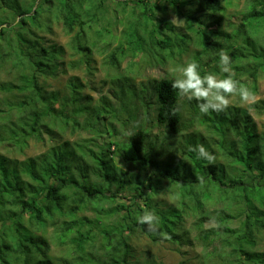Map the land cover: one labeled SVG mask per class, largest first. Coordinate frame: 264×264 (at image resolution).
<instances>
[{
	"label": "trees",
	"instance_id": "16d2710c",
	"mask_svg": "<svg viewBox=\"0 0 264 264\" xmlns=\"http://www.w3.org/2000/svg\"><path fill=\"white\" fill-rule=\"evenodd\" d=\"M107 2L0 0V264H152L134 260L131 235L141 229L153 241L185 244L187 216L194 217L204 246L202 264H264L258 248L264 232V123L260 129L249 109L237 105L202 114L197 101L186 99L182 108L171 86L175 78L138 87L128 75L141 56L163 64L186 53L193 41L201 46L194 55L201 75H227L219 66L224 50L233 78L256 94L264 72V47H257L264 0H250L234 33L223 29L224 0ZM170 12L184 20L185 30L167 19ZM45 14L71 36L78 65L90 64L95 50L105 55L107 83L118 104L103 95L92 107L78 76L68 81L67 94L48 87L47 80L66 66L67 50L42 42ZM13 21L11 35L4 24ZM4 72L12 78L2 79ZM129 100L144 109V118L121 117ZM249 106L264 112V100ZM151 107L154 122L179 139L167 145L160 130L147 126ZM131 120L132 132L122 137L116 124L127 127ZM99 125L105 129L94 128ZM69 133L88 136L71 140ZM32 140L47 149L22 160L12 155L23 154ZM198 144L215 156L214 164L190 151ZM163 187L175 203L160 207L155 200ZM145 211L159 217L156 230L138 223ZM52 226L58 243L69 249L58 262L48 236L37 233Z\"/></svg>",
	"mask_w": 264,
	"mask_h": 264
},
{
	"label": "rangeland",
	"instance_id": "374dc122",
	"mask_svg": "<svg viewBox=\"0 0 264 264\" xmlns=\"http://www.w3.org/2000/svg\"><path fill=\"white\" fill-rule=\"evenodd\" d=\"M110 5H114V0H108ZM226 5V12L224 13L223 18V29L227 30L229 33H234L237 28V25L240 22V16L242 11L247 10V7L250 4V0H224ZM163 16L160 12L157 13V18L160 19ZM165 18V17H164ZM167 19H170L175 27L177 25H181V27L185 30V22L184 20H180L177 14L174 12H170L167 16ZM44 23L48 26L41 31L39 34L43 38V43L46 45L50 44H58L62 45L66 48L67 53L65 56L66 66H64L63 71L60 70L59 74L55 78H50L47 80L48 87L50 89L60 90L62 95L67 94L69 89L67 88L68 81L74 76H78L79 79L83 82L84 88L82 89V94L89 95L91 97V106L95 107L101 104V96H109L112 100V103L118 104V100L113 96V93L110 94L111 89H114L112 84L107 83L106 67L104 65L105 55L100 50H95L92 56L93 60L90 61V64H81L78 65L79 55L74 54V52L70 49L69 43L71 36L66 34L62 24L53 19L51 14H45L43 16ZM158 22V21H157ZM17 24V21H13L9 24H4V27H8L11 35H14L13 26ZM44 24V25H45ZM16 27V26H15ZM17 29V28H16ZM15 29V30H16ZM122 30V26L119 27V30H116V33H120ZM257 47H264V27L258 36ZM116 46V43H113V47ZM201 50V46L192 42L189 43L188 50L186 53L178 55L177 58L171 60H166L163 64L154 61L152 62L149 56L144 55L138 59V63L135 64L134 67L128 70V75L130 76L131 82L137 84L140 87V84L143 82H147L150 80H160L162 78L170 77V78H180L181 72L179 71L182 67L186 66L187 63L194 61V55ZM204 58V57H203ZM73 61L76 66H72ZM205 61V60H204ZM123 66H127V62L124 61ZM131 72V73H130ZM218 78H220L219 74H215ZM2 79H10L11 76H7L4 72L1 74ZM258 92L255 94V98L253 101L248 104H243L240 100V97L233 96L230 97V106L237 105L242 106L249 109V112L252 114L254 119L257 121L259 128L262 129V124L264 123V112L258 111L256 108L250 107L251 103L257 102L259 100H264V72H262L259 76L258 82ZM2 94H0L1 97ZM130 104L126 111H122L120 113L122 118L129 117L130 114L139 115L144 118V109L136 108L135 102L129 100ZM134 102V104H131ZM186 102V98L180 97V105L183 108V105ZM130 112V113H128ZM149 121H147V126L151 128L155 133L159 130L161 131L162 137H166V144L168 145L170 142L179 139L178 136L171 135L169 133H165L163 128L159 126L155 118V111L151 107L150 108ZM183 112L186 114V111L183 109ZM81 120L83 118H80ZM136 120V119H135ZM118 130L122 137L132 132V128L134 125V120H131L127 127H123L121 123L116 124ZM96 130H103L105 127L102 125L95 126ZM92 129L90 132L91 135L96 136L95 129ZM192 129H188L191 131ZM202 132L207 135V132L202 128ZM87 135L86 133H76V134H68L67 137L71 140L81 139L82 136ZM88 136V135H87ZM176 138V139H175ZM119 140V139H118ZM99 140V142H101ZM47 149V145L43 142H38L32 140L30 146L25 150L23 154H15L12 152L14 157H18L19 159H25L30 156L37 155L42 153ZM5 152V149H2ZM178 155L182 157V154L178 152ZM113 159L115 162L125 167L121 157L119 155L113 154ZM128 197H133L130 191L125 193ZM155 200V199H154ZM160 207L167 206L175 203V196L172 195L171 191L168 188L163 187L160 194L156 197V200ZM132 201H128L131 204ZM89 215H93L92 211L88 212ZM194 217L187 216L185 222V228L189 229L188 233V242L180 245L179 243L171 242L166 239H160L158 241H153L149 236H147L141 229H138L134 234L131 235L130 241L134 247L135 251V261L139 263H146L147 260L151 261L152 264H202L201 256L203 253L204 246L202 241H200L196 235L198 231L194 226ZM38 234H46L50 240L52 255L56 262L60 259L68 257L69 249L68 246L61 245L58 243L56 235L54 233V227H49L46 231L40 230L37 231ZM258 248L260 250H264V232L259 238Z\"/></svg>",
	"mask_w": 264,
	"mask_h": 264
},
{
	"label": "clouds",
	"instance_id": "9594fccd",
	"mask_svg": "<svg viewBox=\"0 0 264 264\" xmlns=\"http://www.w3.org/2000/svg\"><path fill=\"white\" fill-rule=\"evenodd\" d=\"M219 66L220 71L227 74L224 78H218L211 73L201 75L199 64L189 62L179 70L182 75L171 86L180 97L197 101L202 114L210 111L225 112L230 106V97L233 96L238 95L243 104L253 101L255 93L233 78L231 58L224 50L219 53ZM190 151L196 152L198 159H205L209 164L215 163V156L203 144L190 148ZM197 178L203 182L201 177ZM137 221L141 225H147L149 231H154L159 224V217L154 212L145 211Z\"/></svg>",
	"mask_w": 264,
	"mask_h": 264
}]
</instances>
